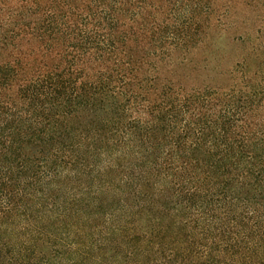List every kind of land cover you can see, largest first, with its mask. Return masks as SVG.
Returning a JSON list of instances; mask_svg holds the SVG:
<instances>
[{
    "label": "trees",
    "instance_id": "1",
    "mask_svg": "<svg viewBox=\"0 0 264 264\" xmlns=\"http://www.w3.org/2000/svg\"><path fill=\"white\" fill-rule=\"evenodd\" d=\"M231 4L0 0V264H264V0Z\"/></svg>",
    "mask_w": 264,
    "mask_h": 264
},
{
    "label": "rangeland",
    "instance_id": "2",
    "mask_svg": "<svg viewBox=\"0 0 264 264\" xmlns=\"http://www.w3.org/2000/svg\"><path fill=\"white\" fill-rule=\"evenodd\" d=\"M232 0H216V5L218 8L221 9V11H223L224 9H226V6L231 8L229 9L230 11L234 12L235 10H238L237 7H235V5L231 4ZM219 45V48L224 52L227 53H231L233 51V49H235L234 43L232 42V38L229 35L224 36L222 39L217 41ZM201 56V55H200ZM202 57H200L201 59ZM213 64V63H212Z\"/></svg>",
    "mask_w": 264,
    "mask_h": 264
}]
</instances>
